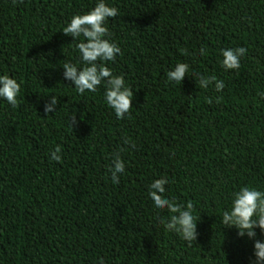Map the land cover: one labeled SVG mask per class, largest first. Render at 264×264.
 Instances as JSON below:
<instances>
[{
	"label": "trees",
	"instance_id": "trees-1",
	"mask_svg": "<svg viewBox=\"0 0 264 264\" xmlns=\"http://www.w3.org/2000/svg\"><path fill=\"white\" fill-rule=\"evenodd\" d=\"M95 2L0 0V74L20 85L15 107L0 100V264H253L260 230L239 237L220 221L234 191H264V0H106L121 53L103 63L132 93L119 120L103 84L79 94L62 76L64 63L80 66L83 40L62 29ZM240 46L239 68H221L219 51ZM177 63L189 65L180 84L166 78ZM200 75L224 87L202 89ZM49 95L56 111L45 115ZM121 149L114 184L108 167ZM160 178L198 217L190 245L152 207Z\"/></svg>",
	"mask_w": 264,
	"mask_h": 264
},
{
	"label": "clouds",
	"instance_id": "clouds-1",
	"mask_svg": "<svg viewBox=\"0 0 264 264\" xmlns=\"http://www.w3.org/2000/svg\"><path fill=\"white\" fill-rule=\"evenodd\" d=\"M118 15L116 7L110 6L106 0H96L94 6L83 14L73 15L62 32L71 35L73 40L83 37L75 47L78 51L79 64L71 62L62 66L64 80L70 81L79 94L85 92L94 93L98 86H104L103 99L119 120L126 116L131 107L132 93L125 86L122 76L114 75L112 70L103 62L113 61L121 53L118 45L108 39L109 32L106 26L108 18ZM203 56L206 51L203 47L197 50ZM247 49L243 46L229 47L219 51L218 63L224 70L238 69L240 59L246 54ZM189 72V65L177 63L166 73V78L171 83L180 84L182 79ZM198 84L202 89L213 86L216 91L224 87L222 80L215 76H198ZM20 92V85L17 80L8 73L0 74V100L6 101L12 107L17 105V97ZM57 96L49 95L43 104L45 115L56 111ZM76 123L75 116L69 118V124ZM123 144L129 148L134 147L131 141L125 137ZM121 151L111 154L110 166L108 167L109 178L112 183H119L120 176L125 171V162L122 159ZM50 159L57 163L61 162L60 149L56 148L50 152ZM166 178L155 179L149 185L148 197L152 207L156 211L166 210L170 215L162 219L163 228L175 233L181 240L189 245L196 239V220L193 216L192 204L189 202L184 206L178 205L174 199L166 195ZM222 225L234 227L239 237L256 236L255 229L260 230L264 236V191L255 187L242 186L230 196V202L225 211L222 212ZM253 264H264V239L253 240ZM97 264H105L102 257L97 258Z\"/></svg>",
	"mask_w": 264,
	"mask_h": 264
}]
</instances>
